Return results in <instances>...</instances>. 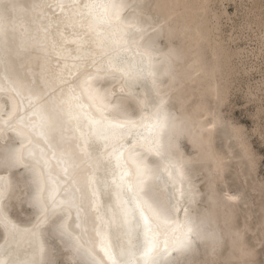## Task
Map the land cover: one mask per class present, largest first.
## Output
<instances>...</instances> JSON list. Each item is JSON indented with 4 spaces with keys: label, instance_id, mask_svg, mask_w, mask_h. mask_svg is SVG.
<instances>
[{
    "label": "snow or ice",
    "instance_id": "6c2138e0",
    "mask_svg": "<svg viewBox=\"0 0 264 264\" xmlns=\"http://www.w3.org/2000/svg\"><path fill=\"white\" fill-rule=\"evenodd\" d=\"M171 41L166 22L149 16L139 2L0 0V141L10 136L19 141L9 148L11 170L0 175V264H47V233L82 264H155L162 250L185 254L197 240L215 239L211 218L197 221L186 208L181 218L179 206L173 215L141 195L158 172L140 152L124 147L134 135V147L139 143L144 153L169 156L163 171L174 183L187 181L186 162L170 155L172 133L183 128V121L168 110L176 65L183 58ZM216 43L219 52L220 41ZM109 80L120 85L119 99L99 86ZM58 88L60 96L55 95ZM123 102L138 106L135 119ZM84 121L85 131L77 139L69 129L79 132ZM226 126L211 113L205 128L214 133ZM232 128L246 138L238 122ZM92 139L112 150L107 155L89 151ZM106 160L117 169L111 184L97 176ZM16 168L27 170L21 179L34 188L30 204L40 210L34 220H15L3 207L18 183L12 171ZM98 182L106 190L115 189L117 211L107 216L97 195ZM125 190L135 191L134 207L122 197ZM195 195L188 184L187 196L194 200ZM221 200L238 207L243 197L224 192ZM113 229H119L122 241L118 254ZM138 231L141 243L135 246Z\"/></svg>",
    "mask_w": 264,
    "mask_h": 264
},
{
    "label": "clouds",
    "instance_id": "9594fccd",
    "mask_svg": "<svg viewBox=\"0 0 264 264\" xmlns=\"http://www.w3.org/2000/svg\"><path fill=\"white\" fill-rule=\"evenodd\" d=\"M130 2L142 3L149 16L160 17L166 22L172 34L171 45L175 46L183 57L176 65V81L168 110L183 121V128L172 133L170 155L186 162L187 181L174 183L168 173L163 171L169 156L159 157L144 153L139 143L134 147L137 138L134 135L129 136L124 141V147L140 152L148 165L158 172L157 178L148 182L141 195L173 215L179 206L181 218L185 208L197 221L201 218H211L215 231V239L197 240L188 253L172 254L162 250L155 264H264V177L256 176L258 161L264 160V156H257L252 149L255 137L264 144V135L261 134L264 107L261 104L258 112L251 114L253 124L250 128L243 126L233 116L229 89L221 76L218 45L212 30L211 17L216 0ZM164 44L168 45L169 40L164 39ZM193 52L196 53L195 57ZM196 59L200 60L199 64L194 62ZM99 86L104 90H111L115 99L120 98V85L117 82L104 81ZM60 87L66 88L68 85ZM137 91L140 89L137 88ZM55 95H61L60 88L56 90ZM84 103L87 104V101ZM123 106L133 119L138 116L137 105L123 102ZM211 113L224 120L227 126L218 132L209 133L205 125ZM233 121L238 122L239 129L246 133L245 139L238 137L233 131ZM86 124L87 121L81 124L79 132L69 129V133L78 139L79 134L85 131ZM87 131L90 133L91 128L88 127ZM13 143L19 146V141L11 136L0 141V175L11 170L8 157L10 145ZM73 143L75 145L76 140ZM244 144L247 147H244ZM88 150L97 155H107L112 149L105 143L92 139L89 140ZM12 171L18 183L13 192L2 201L3 207L15 220H34L40 210L30 204L34 188L21 179L26 176L27 170L16 168ZM116 175L117 169L111 160L104 161L103 169L97 173L100 180H106L109 184ZM188 184H191L195 191L194 200L187 196ZM96 190L105 216L110 210L116 212L115 189L109 187L106 190L98 182ZM224 192H239L243 202L238 207L226 204L221 200ZM134 194L135 191L130 193L127 190L121 193L129 207H134ZM85 195L90 201L91 194L87 188ZM92 220L94 223L95 213H92ZM134 222H139V216L135 212ZM111 231L118 254L122 243L119 229ZM2 234L3 230L0 229V235ZM44 242L49 250L47 264H82V261L74 257L67 246L51 233L45 235ZM132 243L135 246L140 245L139 231ZM117 258L119 259V256Z\"/></svg>",
    "mask_w": 264,
    "mask_h": 264
},
{
    "label": "rangeland",
    "instance_id": "374dc122",
    "mask_svg": "<svg viewBox=\"0 0 264 264\" xmlns=\"http://www.w3.org/2000/svg\"><path fill=\"white\" fill-rule=\"evenodd\" d=\"M211 19L215 39L220 41L221 76L229 89L233 116L250 128L251 114L264 100V0H216ZM252 149L264 156L258 137ZM256 176L264 177V160L258 161Z\"/></svg>",
    "mask_w": 264,
    "mask_h": 264
}]
</instances>
